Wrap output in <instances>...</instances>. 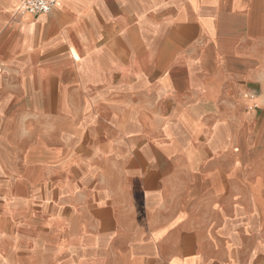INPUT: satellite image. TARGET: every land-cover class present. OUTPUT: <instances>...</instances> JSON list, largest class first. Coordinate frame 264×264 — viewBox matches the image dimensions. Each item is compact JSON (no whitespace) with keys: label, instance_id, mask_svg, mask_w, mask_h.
I'll return each instance as SVG.
<instances>
[{"label":"crops","instance_id":"obj_1","mask_svg":"<svg viewBox=\"0 0 264 264\" xmlns=\"http://www.w3.org/2000/svg\"><path fill=\"white\" fill-rule=\"evenodd\" d=\"M0 0V264H264V0Z\"/></svg>","mask_w":264,"mask_h":264},{"label":"built area","instance_id":"obj_2","mask_svg":"<svg viewBox=\"0 0 264 264\" xmlns=\"http://www.w3.org/2000/svg\"><path fill=\"white\" fill-rule=\"evenodd\" d=\"M59 0H24V9L33 14H45L50 13L56 8Z\"/></svg>","mask_w":264,"mask_h":264}]
</instances>
